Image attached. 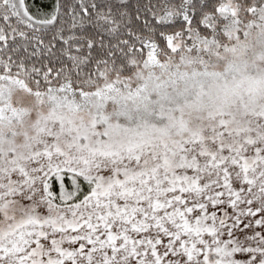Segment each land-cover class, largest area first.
I'll return each mask as SVG.
<instances>
[{"label": "snow or ice", "instance_id": "obj_1", "mask_svg": "<svg viewBox=\"0 0 264 264\" xmlns=\"http://www.w3.org/2000/svg\"><path fill=\"white\" fill-rule=\"evenodd\" d=\"M0 264H264V0H0Z\"/></svg>", "mask_w": 264, "mask_h": 264}]
</instances>
